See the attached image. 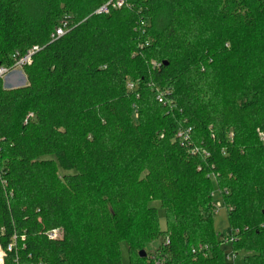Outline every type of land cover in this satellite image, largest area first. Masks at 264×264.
<instances>
[{
	"label": "trees",
	"instance_id": "obj_1",
	"mask_svg": "<svg viewBox=\"0 0 264 264\" xmlns=\"http://www.w3.org/2000/svg\"><path fill=\"white\" fill-rule=\"evenodd\" d=\"M108 1L0 0V66L41 48L25 86L0 79L3 264H120L123 242L130 264H152L140 252L161 236L163 264H229L221 240L236 232L231 250L264 264V0L95 14Z\"/></svg>",
	"mask_w": 264,
	"mask_h": 264
},
{
	"label": "built area",
	"instance_id": "obj_2",
	"mask_svg": "<svg viewBox=\"0 0 264 264\" xmlns=\"http://www.w3.org/2000/svg\"><path fill=\"white\" fill-rule=\"evenodd\" d=\"M128 4L127 0H109L106 4H104L103 6H101L96 12L95 14L100 15V13H104L107 14L109 13V11L111 9H120L123 8L124 6H126ZM67 26H68V22L63 21L58 28L55 30L54 34L52 35L51 39L52 41H56L58 40L59 37L64 36L67 32ZM41 50L40 47L38 46H33L26 54L21 55L18 51L13 55V63L14 66L12 68H8L6 66H0V79H5L7 78V76L11 75L12 73H16L19 69L23 70L24 67L26 66H30V64H32V58L35 55V53L39 52ZM156 65V64H155ZM129 89L132 90L134 87L133 85H128ZM33 117V113L32 114H28V116L26 117V121L25 123H27L29 120H31ZM191 132H192V128H181L176 135L175 140L180 142L181 145L183 147H186L188 149V152L191 155H196L199 154L200 151L199 149L193 145V143L191 142ZM230 140H232V135H230ZM260 139L262 140V142H264V133L262 132L260 134ZM201 154L203 156H209L208 152L203 150L201 151ZM210 178L215 182L216 180V176L214 174L210 175ZM216 195V191H213L211 196L212 198H214ZM50 239L51 238H58L60 236V231L58 229H54L51 230V232L48 233ZM238 234V232H236L234 235L231 236H226L224 237V239H222V243H221V247L224 249L226 247L224 246H230L235 242V236ZM229 247V248H230ZM194 253V252H193ZM225 255H226V261L228 263H234L237 258L239 257V255L235 252H233L231 250V248L229 250L226 249L225 251ZM161 262V259H159L158 263Z\"/></svg>",
	"mask_w": 264,
	"mask_h": 264
},
{
	"label": "rangeland",
	"instance_id": "obj_3",
	"mask_svg": "<svg viewBox=\"0 0 264 264\" xmlns=\"http://www.w3.org/2000/svg\"><path fill=\"white\" fill-rule=\"evenodd\" d=\"M27 84V77H25L23 70H18L16 73H12L11 75L7 76V78L4 79V87L7 89H17L18 87H23ZM62 175V172H61ZM214 191H216V195L213 198L214 204H215V210H214V227L217 232L223 233L225 230H227L228 227V212L227 208L223 202V199L220 196V192L218 190V187L214 186ZM153 206L157 208V215H159V226L162 231H166V215H164L163 210L161 209L159 202H154ZM167 238V237H166ZM166 238L161 236L157 240H154L150 246L146 248V253L149 258V262L152 264H163L165 262L164 256L161 257V253L163 250L164 242L166 241ZM223 247V246H222ZM227 250H229L230 246H224ZM120 253H121V263L120 264H130L129 259V253H128V245H126L125 242L120 244ZM155 255H159L160 258H162L161 262L158 263V259L154 260L153 257ZM239 257L234 263L229 264H244V255L240 252L238 253ZM0 264H3V251L0 249ZM29 264V263H28Z\"/></svg>",
	"mask_w": 264,
	"mask_h": 264
},
{
	"label": "water",
	"instance_id": "obj_4",
	"mask_svg": "<svg viewBox=\"0 0 264 264\" xmlns=\"http://www.w3.org/2000/svg\"><path fill=\"white\" fill-rule=\"evenodd\" d=\"M140 256H141V257H146V256H147L146 251H145V250L141 251V252H140Z\"/></svg>",
	"mask_w": 264,
	"mask_h": 264
}]
</instances>
